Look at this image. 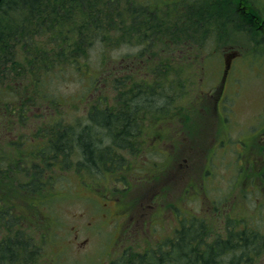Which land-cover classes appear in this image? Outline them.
I'll return each mask as SVG.
<instances>
[{"label": "trees", "instance_id": "16d2710c", "mask_svg": "<svg viewBox=\"0 0 264 264\" xmlns=\"http://www.w3.org/2000/svg\"><path fill=\"white\" fill-rule=\"evenodd\" d=\"M238 1L264 14V0H0V264L32 263L27 210L56 172L125 166L145 118L171 111L183 84L173 62L217 40ZM18 176L20 187L5 186ZM191 214L161 244L126 247L111 264H260L257 221L219 227L208 211Z\"/></svg>", "mask_w": 264, "mask_h": 264}, {"label": "rangeland", "instance_id": "374dc122", "mask_svg": "<svg viewBox=\"0 0 264 264\" xmlns=\"http://www.w3.org/2000/svg\"><path fill=\"white\" fill-rule=\"evenodd\" d=\"M246 4L235 2L241 13L217 40L201 50L185 49L180 66L173 62L183 84L173 89L171 111L144 120L135 149L122 152L124 168L108 177L81 175L74 166L56 172L40 205L27 210L35 251L30 264H110L128 243L139 250L141 238L173 235L190 209L208 211L212 224L223 226L227 217L209 211L213 198L223 200L229 217L257 221L264 229V14L257 7L261 14L252 16ZM232 49L241 55L233 57L217 102L224 53ZM24 179H5V186ZM124 211L129 214L121 216Z\"/></svg>", "mask_w": 264, "mask_h": 264}, {"label": "water", "instance_id": "95a60500", "mask_svg": "<svg viewBox=\"0 0 264 264\" xmlns=\"http://www.w3.org/2000/svg\"><path fill=\"white\" fill-rule=\"evenodd\" d=\"M232 54H235V55H236L237 52L235 51V52L232 53ZM232 54L230 53V54H227V55H226V56H227V60H226V61H227V68H229V66H230V59H229V57H230ZM226 73H227V71H226ZM226 73H225V74H226Z\"/></svg>", "mask_w": 264, "mask_h": 264}, {"label": "bare ground", "instance_id": "6f19581e", "mask_svg": "<svg viewBox=\"0 0 264 264\" xmlns=\"http://www.w3.org/2000/svg\"><path fill=\"white\" fill-rule=\"evenodd\" d=\"M33 1V0H32ZM30 2V0H29ZM33 4V3H32ZM71 5V4H70ZM21 11V10H20ZM6 13V12H5ZM1 14V13H0ZM29 14V13H28ZM32 16V15H31ZM1 18V17H0ZM23 18V17H22ZM111 18V17H110ZM140 18V17H139ZM145 18V17H144ZM113 19V18H112ZM7 20V19H6ZM29 20V19H28ZM122 20V19H121ZM37 21V20H36ZM114 21V20H113ZM145 21V20H144ZM10 23V22H9ZM122 24V23H121ZM4 26V25H3ZM6 26V25H5ZM22 33V32H21ZM2 36V35H1ZM3 37V36H2ZM22 38V36H20ZM100 41V40H99Z\"/></svg>", "mask_w": 264, "mask_h": 264}, {"label": "flooded vegetation", "instance_id": "af4514ba", "mask_svg": "<svg viewBox=\"0 0 264 264\" xmlns=\"http://www.w3.org/2000/svg\"><path fill=\"white\" fill-rule=\"evenodd\" d=\"M222 91H223V90L220 91V94L218 95V99L221 97Z\"/></svg>", "mask_w": 264, "mask_h": 264}]
</instances>
